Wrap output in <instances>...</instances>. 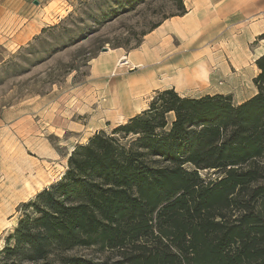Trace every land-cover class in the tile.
<instances>
[{"label": "trees", "instance_id": "trees-1", "mask_svg": "<svg viewBox=\"0 0 264 264\" xmlns=\"http://www.w3.org/2000/svg\"><path fill=\"white\" fill-rule=\"evenodd\" d=\"M255 64L241 103L154 90L75 146L60 179L20 205L0 264H264V53Z\"/></svg>", "mask_w": 264, "mask_h": 264}, {"label": "rangeland", "instance_id": "rangeland-1", "mask_svg": "<svg viewBox=\"0 0 264 264\" xmlns=\"http://www.w3.org/2000/svg\"><path fill=\"white\" fill-rule=\"evenodd\" d=\"M3 12L19 35L0 45V248L17 226L20 205L60 179L75 146L148 108L156 92L142 86V76L153 69L137 73L118 61L164 20L180 16L168 0H0ZM245 17L249 25L260 15ZM259 35L248 49L232 37L207 43L209 53L194 61L209 63L187 96L220 92L234 103L252 96L259 72L253 60L264 50Z\"/></svg>", "mask_w": 264, "mask_h": 264}, {"label": "crops", "instance_id": "crops-1", "mask_svg": "<svg viewBox=\"0 0 264 264\" xmlns=\"http://www.w3.org/2000/svg\"><path fill=\"white\" fill-rule=\"evenodd\" d=\"M184 5L185 14L164 20L124 56L133 67L132 71L147 74L150 67L153 69L148 77L142 76V86H150L151 90L174 88L180 95H188L187 86L198 82L197 73L209 63L207 59L194 61L209 53L207 43L218 37H232L240 43V49H248L249 38L264 32V0H184ZM248 6L255 8L244 14L242 11ZM250 14H259L260 18L244 24L245 16ZM7 18L5 12L0 14V45L14 42L19 35L17 24L9 25ZM263 53L264 50L253 61ZM158 75L168 78L156 82ZM214 93L220 92L211 94Z\"/></svg>", "mask_w": 264, "mask_h": 264}, {"label": "built area", "instance_id": "built-area-1", "mask_svg": "<svg viewBox=\"0 0 264 264\" xmlns=\"http://www.w3.org/2000/svg\"><path fill=\"white\" fill-rule=\"evenodd\" d=\"M119 66H126L127 68H129V69H132L133 67L130 65V63L128 62V60L126 59V57H124V59H119Z\"/></svg>", "mask_w": 264, "mask_h": 264}, {"label": "water", "instance_id": "water-1", "mask_svg": "<svg viewBox=\"0 0 264 264\" xmlns=\"http://www.w3.org/2000/svg\"><path fill=\"white\" fill-rule=\"evenodd\" d=\"M35 3H37V2H35ZM102 50H103V51H106V50H108V49H107L106 47H104V48H102Z\"/></svg>", "mask_w": 264, "mask_h": 264}, {"label": "bare ground", "instance_id": "bare-ground-1", "mask_svg": "<svg viewBox=\"0 0 264 264\" xmlns=\"http://www.w3.org/2000/svg\"><path fill=\"white\" fill-rule=\"evenodd\" d=\"M255 2V1H254ZM257 2V1H256ZM255 4V3H254ZM206 5V4H205ZM206 7V6H205ZM124 59V58H123ZM119 64V63H118ZM120 65V64H119Z\"/></svg>", "mask_w": 264, "mask_h": 264}]
</instances>
